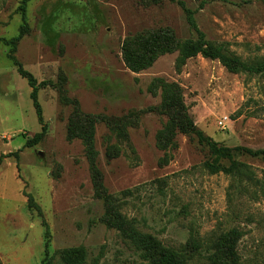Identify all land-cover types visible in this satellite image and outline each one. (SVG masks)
Masks as SVG:
<instances>
[{
	"label": "rangeland",
	"instance_id": "374dc122",
	"mask_svg": "<svg viewBox=\"0 0 264 264\" xmlns=\"http://www.w3.org/2000/svg\"><path fill=\"white\" fill-rule=\"evenodd\" d=\"M183 1L206 39L227 42L244 59L264 56V1ZM20 2L0 0V37L18 33ZM26 16L30 31L17 57L39 82L62 78L63 84L39 89L47 131L26 145L42 124L31 86L0 45V154L18 151L0 165V264H65L59 251L81 245L88 262L98 256L99 264H152L103 221L105 203L96 195L84 143L68 138L74 104L64 95L85 113L132 116L125 138L97 123L95 145L109 193L140 230L179 250L188 264H210L214 241L237 229L241 264H264V161L237 156L254 180L211 173L204 166L209 150L193 135L177 131L175 145L159 146L169 117L147 110L162 101L161 88L151 89L155 78L177 82L207 135L229 147L264 148V74L231 72L201 54L178 71V49L145 69L128 67L122 51L128 37L167 27L178 42L197 37L178 0H30ZM217 259L233 264L226 255Z\"/></svg>",
	"mask_w": 264,
	"mask_h": 264
},
{
	"label": "trees",
	"instance_id": "16d2710c",
	"mask_svg": "<svg viewBox=\"0 0 264 264\" xmlns=\"http://www.w3.org/2000/svg\"><path fill=\"white\" fill-rule=\"evenodd\" d=\"M30 0H21L18 10L21 13L22 23L16 35L11 37H0V45L8 47L7 57L16 66L18 73L27 79L32 90L30 97L35 107L38 121L42 124V130L27 139L26 145H32L45 135L47 124L43 118V109L39 101V89L48 85L59 86L63 84L60 78L54 84L53 80L38 81L35 75L26 69L20 59L17 57L18 44L21 39L29 33L30 26L27 20V5ZM264 1V0H261ZM186 13L187 21L197 32L195 39H187L178 42L171 28H160L146 32L136 37H128L123 43V57L126 65L134 71H139L151 66L155 60L162 54L172 52L178 49L179 55L175 62L178 71L184 66L188 58L198 54L210 59H218L229 71L245 74H264V56H255L254 58L244 59L229 48L227 42L215 43L206 39L204 32L199 28L195 10L186 6L183 0H178ZM162 90V101L159 106L149 107L147 110H157L167 114L169 120L166 126L158 132V144L162 148L175 145L174 137L177 131L193 135L199 144L205 146L210 153V159L204 162L205 168L211 173L223 172L240 180H254L255 173L250 165L237 159V156L248 155L260 158L264 161V148L253 149L247 146L229 147L220 144L218 141L207 135L195 123L189 113V108L184 102L183 89L177 82H169L163 78L157 77L153 80L151 89L156 93L157 88ZM67 103H73L74 109L70 116L67 133L68 138H81L86 155L90 162L91 179L95 187L96 195L104 200L105 214L103 221L110 227L116 228L120 234L131 241L152 264H188L186 258L179 250L172 246L165 245L155 235L144 232L136 225L134 218H128L122 212L123 203L113 194L109 193L104 183V173L98 164L99 152L95 145L96 124L103 122L112 133L119 137H127L126 127L131 123L132 116H112L106 114L85 113L80 109L79 101L70 99L64 95ZM116 151L118 148L112 146ZM18 155V151L0 154V165L6 157ZM109 157L117 154H111L107 151ZM29 207L36 206L31 194H27ZM45 223V222H44ZM46 225L47 244L50 237L48 224ZM241 232L232 229L230 232L214 241L216 252L211 257L210 264H218L219 254L226 255L232 259L233 264H241L238 253V241ZM195 242L198 241L195 239ZM199 244V243H198ZM60 258L65 264H99V257H94L91 262L87 261V250L85 246L67 247L59 251Z\"/></svg>",
	"mask_w": 264,
	"mask_h": 264
},
{
	"label": "built area",
	"instance_id": "2783aa9c",
	"mask_svg": "<svg viewBox=\"0 0 264 264\" xmlns=\"http://www.w3.org/2000/svg\"><path fill=\"white\" fill-rule=\"evenodd\" d=\"M227 120H229V117L228 116H225L220 122L222 124H225L227 122Z\"/></svg>",
	"mask_w": 264,
	"mask_h": 264
},
{
	"label": "water",
	"instance_id": "95a60500",
	"mask_svg": "<svg viewBox=\"0 0 264 264\" xmlns=\"http://www.w3.org/2000/svg\"><path fill=\"white\" fill-rule=\"evenodd\" d=\"M40 155H42V152H39Z\"/></svg>",
	"mask_w": 264,
	"mask_h": 264
}]
</instances>
